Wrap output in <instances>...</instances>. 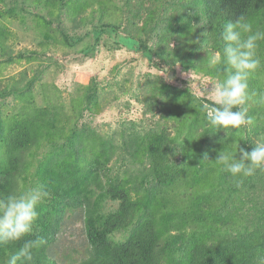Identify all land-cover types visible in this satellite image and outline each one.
<instances>
[{
  "label": "rangeland",
  "instance_id": "obj_1",
  "mask_svg": "<svg viewBox=\"0 0 264 264\" xmlns=\"http://www.w3.org/2000/svg\"><path fill=\"white\" fill-rule=\"evenodd\" d=\"M190 1L0 0L4 128L15 118L44 114L45 122L51 120L47 125L64 135L60 139L59 133L53 134L52 140L28 149L26 172L18 178L19 193L36 186L48 192L40 205L43 212L56 197V181L53 176L43 185L48 178L38 175V161L48 163L55 175L61 159L78 165L80 174L86 169L95 172L92 179H68L66 184L74 185L72 196H84L91 189L95 196L100 191L97 185L105 188L115 180L135 187L142 198L153 181V152L147 144L154 135H163L167 148L161 152L169 177L165 173L164 182H152L158 202L151 206L162 234L196 228L200 237L208 235L210 243L239 234L237 227L242 222L250 225L251 213L255 220L264 217V169L244 179L245 187L229 198L227 208L220 212L218 207V197L225 191L216 184L224 171L214 160L223 149L235 155L238 144L251 151L264 138V105L249 103V109L262 106L259 113H252L255 125L250 128L226 133L207 127L203 105L212 102L209 90L220 79L209 61L220 50L200 10L187 6ZM251 21L254 31H264V16ZM105 23L113 27L105 31L101 27ZM118 34L134 36L142 48L128 46ZM143 47L150 48L152 58ZM257 54L262 65L250 81V90L260 93L264 92V41L259 42ZM246 131L253 145L244 142ZM74 136V154L66 146L55 151L58 158L47 159L56 143ZM100 152L108 153V158L96 163ZM205 153L209 161L204 160ZM5 159L0 143V164ZM96 177L100 181L92 184ZM142 177L147 182L142 184ZM131 193L135 195V190ZM97 202L104 213L118 208L117 201L104 196ZM215 222L224 230L210 228ZM60 224L47 253L54 264H76L88 251L81 208L76 205L64 212ZM113 238L121 241L125 234L118 232Z\"/></svg>",
  "mask_w": 264,
  "mask_h": 264
},
{
  "label": "trees",
  "instance_id": "obj_2",
  "mask_svg": "<svg viewBox=\"0 0 264 264\" xmlns=\"http://www.w3.org/2000/svg\"><path fill=\"white\" fill-rule=\"evenodd\" d=\"M187 6L193 7V10L197 8L195 12L200 10L212 30V35L215 38L213 44L220 51L222 42L219 40V34L225 23L234 22L241 15L245 16L250 23L256 15L264 16V0H191ZM101 27L106 31L113 25L105 23L101 24ZM118 35H120V40L128 46L142 48L134 36L130 34ZM144 53L152 58L150 48H144ZM208 103L212 104L211 101ZM261 108L262 106L256 108L251 106L248 115L252 116L254 111L259 113ZM43 116L44 114L41 118L39 116L15 118L7 128H4L0 119V143L4 146L6 154L5 162L0 164V198L10 193L19 194L18 178L26 172L25 153L28 149L42 144V140H52L51 136L56 133H59L60 139H63L64 135L61 132L47 125L51 120L45 122ZM245 133L247 138L244 142L248 141L253 145L254 143L248 140L249 133L247 131ZM67 141L66 143H56L57 147L46 155L47 159H52V156L58 158L55 151L66 146L68 149L71 148L72 152L77 151L72 148L75 146V136ZM165 144L163 135H154L147 144L148 150L153 152L150 164L153 181L164 182L163 176L167 172V164L166 159L162 158V152L164 153V148H167ZM161 146H164L163 149ZM244 146L249 147L248 145ZM108 155V153L100 152L96 156L95 162H102L100 158L107 159ZM48 165V163L38 161L36 171L39 176H47L48 179L43 181V185L55 176L54 195L56 197L54 200L51 199L52 206H47L44 212L39 207V217L35 222L32 235L20 241L0 245V264H7L10 255L15 253L25 240H36L38 237L43 238L45 243L33 249V259L28 264H54L47 253V248L60 228L64 212L76 205L82 211L84 232L88 244L86 256L76 264H256V256L264 251V217L257 216L255 220L252 213L249 215L245 212L244 214L252 217L250 225L242 222L237 227L239 234L229 239L228 235L220 236L210 243L206 239L208 235L200 237L196 228H191L188 232L180 229L176 234L164 235L152 214L154 209L151 206L153 202H158L152 193L153 181L142 198L136 195L138 191L134 189L135 187H128L123 182L115 180L105 188L97 185L100 191L95 196L91 189L84 196L77 195L75 197L71 192L74 190V185L66 184L68 179H92L95 177V172L86 169L80 174L78 165L72 162L67 164L66 160L61 159L59 167L57 166L58 172L55 175L53 169L47 168ZM166 176L169 177V174L166 173ZM219 176L220 180L216 186L219 190L225 191L218 197L220 200L218 207L222 212L229 206V198L236 192L242 191L245 186L242 184L240 187H236L226 172ZM96 180L100 181L99 177H96L91 183L98 184ZM141 182L142 184L147 182V177H142ZM243 183L247 182L244 180ZM131 189L135 190V195H132ZM99 196L117 201L118 208L108 213L102 212L97 202ZM202 198L205 199L203 196ZM208 208H206L207 211L211 209V206ZM262 208L264 209V206ZM163 216L165 217V215ZM196 221L202 220L197 219ZM218 225L219 223L215 222L210 228L218 230V232L224 230ZM118 232L125 234V238L121 241H116L113 238L114 234Z\"/></svg>",
  "mask_w": 264,
  "mask_h": 264
},
{
  "label": "clouds",
  "instance_id": "obj_3",
  "mask_svg": "<svg viewBox=\"0 0 264 264\" xmlns=\"http://www.w3.org/2000/svg\"><path fill=\"white\" fill-rule=\"evenodd\" d=\"M219 40L222 50L214 52L209 63L219 73L220 79L209 90L212 104H204L203 109L207 127L227 133L228 130L255 125V118L248 115L249 102L264 105V92L250 90V81L262 65L257 50L259 42L264 41V31H254L252 24L241 15L234 22L223 25ZM237 151L239 159L236 158ZM236 154L223 149L214 161L229 174L235 186L240 187L245 178L254 175L258 169H264V138L257 140L251 151L238 144ZM204 160L209 161L207 153ZM47 196L48 192L43 187L36 186L0 198V245L20 241L34 233L38 209ZM44 243L41 237L25 240L10 255L7 264H28L33 259V249ZM256 264H264V251L256 256Z\"/></svg>",
  "mask_w": 264,
  "mask_h": 264
}]
</instances>
